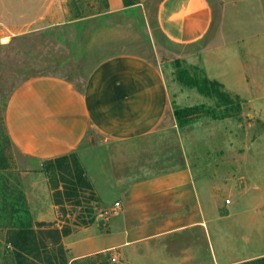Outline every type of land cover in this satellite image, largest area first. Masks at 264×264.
<instances>
[{
    "label": "crops",
    "instance_id": "obj_1",
    "mask_svg": "<svg viewBox=\"0 0 264 264\" xmlns=\"http://www.w3.org/2000/svg\"><path fill=\"white\" fill-rule=\"evenodd\" d=\"M230 3L158 0L148 24L177 57L196 61L205 53L212 58L209 79L237 93L247 73L262 74L264 57L257 49L243 57L235 51L244 44L241 36L234 30L220 33L217 15L226 14ZM98 5L106 14L129 8L124 0H0V42L28 31L68 27ZM261 40L255 36L248 42L257 46ZM3 121L8 139L27 163L39 166L75 153L92 186L96 223L62 237L67 264H92L106 256L116 264H239L264 256H213L209 224L234 211L216 198V188L204 175L208 171L190 161L165 75L154 61L111 56L82 84L56 75L30 77L9 95ZM40 174L36 167L25 172L32 179L29 205H51L52 191ZM242 235L235 233L238 241Z\"/></svg>",
    "mask_w": 264,
    "mask_h": 264
},
{
    "label": "rangeland",
    "instance_id": "obj_2",
    "mask_svg": "<svg viewBox=\"0 0 264 264\" xmlns=\"http://www.w3.org/2000/svg\"><path fill=\"white\" fill-rule=\"evenodd\" d=\"M157 2L124 0L129 8L117 14H106L98 5L86 19L81 17L83 21L68 27L28 31L0 42V264H16L12 248L5 243L10 231L21 227L38 230L37 223L79 230L96 223L97 207L90 193L79 187L76 199H63L64 213L52 207V192L51 205L28 204L26 194L32 179H27L25 172L36 167L47 184L43 172L47 160L39 166L30 165L8 139L3 113L9 95L24 80L39 75L62 76L82 84L100 61L123 54L142 56L162 68L172 110L193 108L178 127L192 156L190 161L208 171L204 175L216 188V198L225 199L224 204H231L234 211L209 224L213 256L220 260L264 254V59L259 61L263 64L261 75L247 73L240 91H226L207 76V69L214 73L213 62L209 68L212 58H206L205 53L196 61L177 57L174 47H168L161 36H153L148 20L154 18ZM226 14L217 15L220 33L234 30L244 41L235 51L246 57L257 49L264 57V0H232ZM255 36L263 37L257 46L248 42ZM204 80L211 84L205 85ZM202 84L205 87L199 89ZM73 156L77 159L75 153ZM38 181L35 178L34 183ZM238 232L245 234L244 240L238 241ZM49 255L68 262L64 247L60 253L51 246ZM100 260L116 264L110 256L93 259L92 264Z\"/></svg>",
    "mask_w": 264,
    "mask_h": 264
},
{
    "label": "trees",
    "instance_id": "obj_3",
    "mask_svg": "<svg viewBox=\"0 0 264 264\" xmlns=\"http://www.w3.org/2000/svg\"><path fill=\"white\" fill-rule=\"evenodd\" d=\"M204 84H211V82L204 80ZM212 84L217 85L215 82ZM205 85H198V88L203 89ZM204 94H208V92ZM192 111L193 108L173 110L174 119L178 127L183 124L184 117ZM43 172L52 191L53 204L60 209V212L64 213V198L73 197L76 199L78 197V187L82 191L86 190L90 193V199L95 202L96 198L92 186L73 154L47 160ZM75 205L78 206L79 202H76ZM93 220L88 223H92ZM36 227H38V230L30 227H21L8 233L5 243L12 248L16 264H65L64 259L52 257L49 253L51 246L57 248L58 252L63 253L60 240L62 237L67 236L70 230L68 228L58 229L45 223H37ZM243 264H264V256Z\"/></svg>",
    "mask_w": 264,
    "mask_h": 264
},
{
    "label": "built area",
    "instance_id": "obj_4",
    "mask_svg": "<svg viewBox=\"0 0 264 264\" xmlns=\"http://www.w3.org/2000/svg\"><path fill=\"white\" fill-rule=\"evenodd\" d=\"M228 202H229V201L226 200V203H228ZM115 206H118V203H115ZM111 261L115 263V262H116V259H115V258H111Z\"/></svg>",
    "mask_w": 264,
    "mask_h": 264
}]
</instances>
